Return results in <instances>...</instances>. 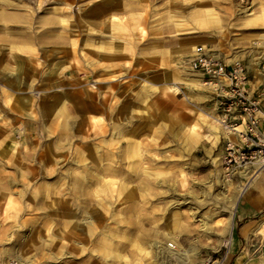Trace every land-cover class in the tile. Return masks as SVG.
<instances>
[{
    "label": "rangeland",
    "instance_id": "rangeland-1",
    "mask_svg": "<svg viewBox=\"0 0 264 264\" xmlns=\"http://www.w3.org/2000/svg\"><path fill=\"white\" fill-rule=\"evenodd\" d=\"M8 2L0 9L6 15L0 25L11 27L0 30V264H156L154 255L164 247L165 264L223 259L233 232L224 233V225L244 173L225 174L222 129L199 117L217 116V91L213 84L196 85L209 79L190 71L189 61L195 46L203 44L228 64L244 63L251 83L259 84L264 0ZM68 2L72 9L61 10ZM246 9L258 18L249 19ZM114 22L117 28L111 27ZM23 34L38 38L26 42ZM189 41L190 52H177ZM25 61L35 71L27 88L12 90L8 104L6 76ZM170 62L175 68L162 80L159 66ZM87 89L96 93L100 108L106 99L116 106L114 115L95 113L79 131L68 126L58 133L62 118L40 123L42 105L54 95L69 93L78 101ZM110 116L127 137L116 134L120 141L112 149V167L120 173L114 178L109 169L94 170L107 183L75 192L67 175L76 168L61 161L45 164L40 157L49 150L62 155L56 159L73 157L86 143L67 138L72 133L94 140L109 129L105 141L111 142ZM211 124L219 128L216 143ZM192 125L200 133L195 141ZM129 139L135 151L118 158ZM17 152L20 157L13 158ZM120 187L135 193L119 194ZM79 220L92 229L81 230Z\"/></svg>",
    "mask_w": 264,
    "mask_h": 264
},
{
    "label": "bare ground",
    "instance_id": "bare-ground-1",
    "mask_svg": "<svg viewBox=\"0 0 264 264\" xmlns=\"http://www.w3.org/2000/svg\"><path fill=\"white\" fill-rule=\"evenodd\" d=\"M9 5H10V3L8 2V0H0V9L4 10ZM114 7H116V5ZM62 9H63V11L64 10H70V9H72V4L68 2L66 4V7L61 8V10ZM250 9H248V10L246 9L244 11V12H247V11L249 12L247 14V16H249V19L258 18L259 15H257L254 11H249ZM261 13L264 15V6H262ZM3 15H5V14L0 13V17H2ZM32 18L34 19V17H32ZM25 22H27V21H25ZM116 26H117L116 22L111 24V27H113V28H117ZM10 28L11 27L8 26V25H5V26L4 25L3 26L0 25V30L10 29ZM21 38H22V40H24L26 42H31L34 39H37L38 37L34 36L32 34H23V36H21ZM6 43L8 44V42H6ZM66 45L67 46L69 45L68 41L66 42ZM193 45H194L193 42H190V41L189 42H184V44L180 45L181 48L177 49V52H181L183 50H185V52L186 51L190 52L189 50L192 49ZM69 51H70V49L67 52H69ZM238 61L239 60H236V61H234L232 63H235V62H238ZM34 71L35 70L32 68V65H29L26 61L25 62H19V63H17V68L14 71H11V75H7L6 76L8 79H6V78H5L6 80L4 79L6 84H7L6 85V89L4 90V94H5V97L8 100V104L11 103V102H9V100H11L12 97H13L12 90L15 91L16 89H19V91H20L22 89L24 90V88H27L29 83H30L29 79L32 77V72H34ZM260 76L262 77V79H264L263 75H260ZM9 78H11V79L9 80ZM47 79H48V77H46L44 80H47ZM44 82H46V81H44ZM150 84L154 85L155 83H150ZM205 84H206V82H203V81H202V83L201 82H197L196 83L197 86H203ZM95 94H96L95 92H92V91L87 89L86 93L83 94L78 101L73 99V97L70 96L69 93H64L63 95L62 94L61 95H54L50 102H47L44 105H42L41 114H42L43 119H42V121H40V123H42V125H46L45 121H46L47 117L54 118L55 120H58V121L60 120V118H62V122H64V124L63 123L61 124V123L57 122V125L55 126L56 130H58V133H60L59 129L60 128L62 129V127H65V129L67 131L68 130V126H70V128L72 130L74 129V131L76 129H78V131H79L80 128H82L84 125H86V123H88L90 121L89 118L93 117L94 116L93 114H95V113H100L101 111L106 110L111 115H114L112 113V110L113 111L116 110V108H115L116 106L114 107V106L110 105L109 100L106 99V100H103V102H102L103 105L100 108L98 102L96 103L93 100ZM73 101L75 102V106L71 105V103ZM84 113L87 114V115H84ZM199 117H200V120L203 121L204 123L205 122L208 123V121L210 119L213 120L212 117H210L209 115L204 114V113H200ZM112 120L113 121L110 122V124H109L110 128L112 130L111 132H113V140L111 142L107 143L105 141V133H107V131H110L109 129L108 130L104 129L102 131V133L101 132H97L96 133L97 136H95L94 140L91 137L88 138V139L85 138L86 140L83 137L82 138L81 137L78 138L76 136V134L73 135V133H72V134H70V136H67V138L71 139L72 137H76L77 140L83 141L84 143H86V145L85 146H81V147L80 146L76 147L77 152L71 158H68V157H66L64 155L62 158L56 159V156L60 155L59 153H54V155H52V151L51 150H49L47 152H44V154H42V156L40 157L42 163L46 164V163H50V162L51 163H55L57 161H61L62 164L65 163V165H71L73 168L75 167L76 171L73 172V173H69L67 175V176L71 177L74 180V189H75L74 191L75 192L83 190L84 187H86V185H88V184L89 185H95V184L107 183L105 181V175H101V173H103V172H105L106 170L109 169L110 175L113 176L114 178H115V176L118 175V173H120L119 169L112 167V165L116 163V152H113L112 149L115 148L114 145L116 143H118V141H120V139H116V134H119V137H124V138L126 137L125 135H122L120 133L121 132L120 127H118L116 125V122H115L116 118H112ZM215 122H216V118H215ZM105 126H107V125H105ZM116 126L119 128L118 129V130H120L119 132L116 131ZM119 126H121V125H119ZM211 126H213L214 130L217 133L216 135H214V139H215L214 142L216 143V141L219 138V133H220L219 132V128L215 124H211ZM197 128H198V125H192L189 128V131H190V134H191V137H192L193 141H195L198 138V135L200 134L198 132ZM80 132H81V130H80ZM208 135L209 134H204V137L206 138ZM56 136H57L58 140L62 139L60 137L61 134H58ZM79 136H80V134H79ZM96 139L97 140L100 139V143L96 142L95 143L96 145H94L93 143H94V141ZM129 141H130L129 144L125 147L124 150L123 149L118 150V153H117L118 154V158L123 153V151H128V152L135 151L134 145H133V142H132L133 140L129 139ZM60 156H62V155H60ZM12 157L13 158L14 157H18L19 158L20 157L19 156V152H17L16 155L13 154ZM16 161L17 160H14V162H16ZM105 161L108 162L109 166H105V164H104ZM94 170H98L101 173L96 174V173H94L95 172ZM123 183H124V181H123ZM242 190H243L242 186H239V194L238 195H240ZM126 192H128L129 194H134L135 190L132 187L131 188L129 187L127 190L125 188H123V187H120L119 194H126ZM235 203H236V200L234 201V199H233L232 206H233V204L235 205ZM75 208L78 211H82V208L80 206H76ZM233 210L234 209H230L229 208L230 216H229V218L227 220V223L224 225V233H227V232L230 233L231 218H232V215H233ZM89 224H91V223H89V221H87V220H79V228L81 230L82 229L84 230L86 227L92 229ZM205 224H207V223H205ZM227 242L229 243V240H227ZM164 249H165V247L163 249H160L159 251H157L155 253L154 261L156 262V264L157 263L158 264H165L166 258H165V255H164L165 254ZM179 257H181V256L179 255ZM180 259H183V258H180Z\"/></svg>",
    "mask_w": 264,
    "mask_h": 264
},
{
    "label": "built area",
    "instance_id": "built-area-1",
    "mask_svg": "<svg viewBox=\"0 0 264 264\" xmlns=\"http://www.w3.org/2000/svg\"><path fill=\"white\" fill-rule=\"evenodd\" d=\"M189 64L217 91L215 118L222 129L221 162L226 176L251 169L256 173L264 167V79L253 85L244 63L228 64L203 44L195 46ZM223 260L211 256L203 264Z\"/></svg>",
    "mask_w": 264,
    "mask_h": 264
},
{
    "label": "crops",
    "instance_id": "crops-1",
    "mask_svg": "<svg viewBox=\"0 0 264 264\" xmlns=\"http://www.w3.org/2000/svg\"><path fill=\"white\" fill-rule=\"evenodd\" d=\"M159 67L162 80L175 68L171 62ZM211 117L215 122V117ZM243 177L245 183L234 206L230 228L233 232L228 237L222 264H264V167L256 173L251 169Z\"/></svg>",
    "mask_w": 264,
    "mask_h": 264
}]
</instances>
